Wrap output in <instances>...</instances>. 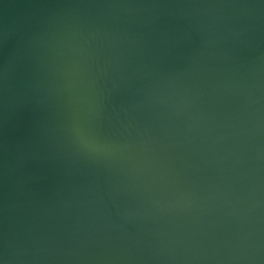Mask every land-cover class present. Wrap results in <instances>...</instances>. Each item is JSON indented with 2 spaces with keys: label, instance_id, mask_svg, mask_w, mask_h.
Segmentation results:
<instances>
[{
  "label": "water",
  "instance_id": "water-1",
  "mask_svg": "<svg viewBox=\"0 0 264 264\" xmlns=\"http://www.w3.org/2000/svg\"><path fill=\"white\" fill-rule=\"evenodd\" d=\"M0 264H264V0H0Z\"/></svg>",
  "mask_w": 264,
  "mask_h": 264
}]
</instances>
